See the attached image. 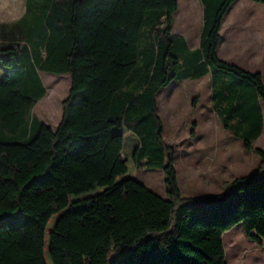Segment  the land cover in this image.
Here are the masks:
<instances>
[{"label":"trees","instance_id":"trees-1","mask_svg":"<svg viewBox=\"0 0 264 264\" xmlns=\"http://www.w3.org/2000/svg\"><path fill=\"white\" fill-rule=\"evenodd\" d=\"M199 1L195 48L172 30L177 0H26L1 27L0 264H224L222 234L239 223L261 243L264 80L217 55L236 0ZM39 71L70 74L55 128L33 112ZM206 74L222 127L259 162L218 193L184 197L157 95ZM140 167L163 171L164 197L135 179Z\"/></svg>","mask_w":264,"mask_h":264},{"label":"rangeland","instance_id":"rangeland-1","mask_svg":"<svg viewBox=\"0 0 264 264\" xmlns=\"http://www.w3.org/2000/svg\"><path fill=\"white\" fill-rule=\"evenodd\" d=\"M23 1L0 0V30L23 14ZM177 2L178 10L174 15L172 30L184 37L188 47L195 48L199 44L202 6L199 0ZM239 3L248 4L237 5ZM30 17L29 12L24 18L27 21ZM224 17L220 28L221 42L227 44L235 40L239 45L237 49L225 50L226 57L217 47L219 58L245 70L261 71L264 74V59L257 53H249L254 47L253 40L259 43L264 39V4L236 0ZM2 38L0 31V40ZM27 44L32 52L38 49V44L33 41ZM38 76L45 94L37 101L33 112L43 123L55 128L61 118V102L70 86V74L57 75L39 71ZM208 85L210 86V79L205 77L173 80L157 95V113L162 121V135L165 142L174 149L173 165L180 193L184 197L218 193L233 177L254 171L259 162L255 152L245 150L238 143L241 141L236 139V142L224 131L210 107ZM194 97L196 103L192 107ZM261 106L264 116V103ZM253 147L264 151V128ZM135 179L154 193L165 196L164 174L160 168L140 167L135 173Z\"/></svg>","mask_w":264,"mask_h":264},{"label":"crops","instance_id":"crops-1","mask_svg":"<svg viewBox=\"0 0 264 264\" xmlns=\"http://www.w3.org/2000/svg\"><path fill=\"white\" fill-rule=\"evenodd\" d=\"M23 2H24V7H23V11H24L26 0H24ZM245 4H248V3H239L237 5H245ZM230 8H231V6H230ZM230 8H229V10H230ZM20 16H21V14L19 16H17L16 19H18ZM224 18L225 17H223V20H224ZM13 21H15V20H13ZM252 44L254 45V47H252V49L249 50V53H257L260 55L261 59H264V39H262V41H259V43L257 40H253ZM238 45L236 44L235 40L225 44V43H222L221 39H220L217 47H218V50L221 52V54L224 56V55H226L225 50L237 49ZM189 48H191V47H189ZM259 49H261V50H259ZM260 51H261V53H260ZM224 57H226V56H224ZM225 61H227V60H225ZM227 62H229V61H227ZM259 72L261 73L262 80H264V74H262L261 71H259ZM204 77L207 79L208 78L210 79V74H206V75L199 77V78H196V79H202ZM208 87H210L209 89H210V93H211V80H210V86L208 85ZM210 107H211V96H210ZM211 109H212V107H211ZM212 111H213V109H212ZM218 119H219V117H218ZM224 131L227 132L225 129H224ZM227 133L231 136V138L233 140L238 142L236 140L238 138L232 136L229 132H227ZM239 141H241V140H239ZM238 143L242 144V146H243L242 141L238 142ZM256 167H257V164H256ZM240 175H237L235 177H238ZM235 177H233V178H235ZM232 179H230L229 181H231ZM228 182H226L225 185ZM224 186H223V188H224ZM222 241H223L224 252H225L224 264H264V239H262L261 243L259 244L255 240L248 238L245 235L243 227L240 223L236 224L235 226H233L229 230L225 231L222 234Z\"/></svg>","mask_w":264,"mask_h":264}]
</instances>
